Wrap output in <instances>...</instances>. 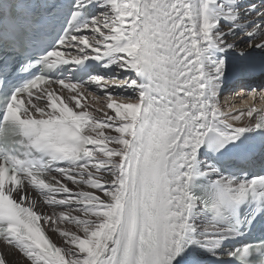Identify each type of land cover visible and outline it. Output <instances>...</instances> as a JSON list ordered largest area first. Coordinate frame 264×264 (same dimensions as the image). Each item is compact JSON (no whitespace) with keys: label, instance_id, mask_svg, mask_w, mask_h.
<instances>
[{"label":"snow or ice","instance_id":"6c2138e0","mask_svg":"<svg viewBox=\"0 0 264 264\" xmlns=\"http://www.w3.org/2000/svg\"><path fill=\"white\" fill-rule=\"evenodd\" d=\"M89 4L103 11L78 23ZM214 5L219 0H73L68 28L42 62L96 59L117 72L83 83L37 75L3 99L5 123L51 160L48 171L27 158L0 162V264H10L8 251L23 264H199L185 237L198 149L214 138L211 151L226 157L243 133L264 129V109L226 115L218 92L230 71L264 72V63L248 60L250 49L264 52V33L244 46L229 40V29L215 31ZM210 49L231 51L238 63L221 58L206 72ZM85 83L103 92V110L81 104ZM257 90L264 91H249ZM216 183L209 207L221 216L264 178Z\"/></svg>","mask_w":264,"mask_h":264},{"label":"bare ground","instance_id":"6f19581e","mask_svg":"<svg viewBox=\"0 0 264 264\" xmlns=\"http://www.w3.org/2000/svg\"><path fill=\"white\" fill-rule=\"evenodd\" d=\"M199 0H197V3ZM220 7L213 6L212 10H210V15L212 19L217 20L218 24L216 25L215 31H221L225 28L230 30V35H228L229 40H236L241 46H244L248 41L255 39L256 37H259L262 33H264V7L258 6L254 0H219ZM103 11V9L100 7V14ZM228 13H231L235 16V19L232 21H229L228 19H225V15ZM232 24L231 26H227L226 24ZM233 25L235 27L233 28ZM248 30L253 31L252 36H245L244 33ZM216 49H210L208 52L204 55V60L202 63V67L205 69V71H209L212 64L217 60L215 59L211 51ZM253 49L249 50L248 56L251 54ZM216 52H219L221 54H229L233 55V60H227L230 67L233 65L238 58L235 56L234 53L231 51L224 53L220 51H214V54ZM113 70V73L117 72L116 67L113 65L112 67H105L104 74L110 75L112 74L110 72L111 69ZM131 75L135 76V73H126L121 72L120 78L123 79L124 76ZM109 78V77H107ZM57 90H59L60 86L55 85L53 86ZM109 91L113 92L114 94H117L119 92L120 94H126L124 93V90H120V88H113L109 89ZM220 90L218 89V92ZM250 95L247 97L248 94ZM258 93V92H256ZM254 94L253 92H247L246 90H239L237 93L231 94V96L228 95V98H224L225 101L221 100V106L222 110L226 115L236 113L240 110H247L249 108H257V109H264V105H254L252 106V100L257 94ZM229 94V93H228ZM64 98H67L70 93L65 90L61 94ZM259 95V94H258ZM82 98L80 100L81 104H87L89 105V110L93 109H99L103 110V106L105 103V97L103 95V92H101L99 89L96 88L95 85H88L87 83L84 84V91L81 94ZM220 97V92H219ZM250 99L249 103H246L244 106L242 105L239 107L237 106V102ZM262 102H264V96L261 98ZM248 102V101H247ZM247 118L245 117V122ZM231 122V121H230ZM255 130L252 129L247 132H253ZM200 172H208L210 173V169L203 160V157L201 155L200 148L198 149L197 156H196V162L194 165V174ZM33 195L39 198V193L34 191ZM187 223L190 225V229L188 232H186L185 237L187 240L192 241L196 245V251L200 252L202 255H206L209 252L210 247L219 248V244L216 243V235H209L207 234V230H214L213 226H211L203 217L201 212L196 207H191L189 213H188V220ZM0 247H3L2 244H0ZM6 255L10 261V264H23L21 261V257L19 253L8 251L6 252Z\"/></svg>","mask_w":264,"mask_h":264},{"label":"rangeland","instance_id":"374dc122","mask_svg":"<svg viewBox=\"0 0 264 264\" xmlns=\"http://www.w3.org/2000/svg\"><path fill=\"white\" fill-rule=\"evenodd\" d=\"M227 26H231V25H228V24H226ZM102 76H104V74L102 75ZM108 76V75H107ZM105 77V76H104ZM121 89V88H120ZM239 91V90H238ZM117 94H120V93H118L117 92ZM248 94V93H247ZM250 95L248 94L247 95V97H249ZM258 97H259V95H256L255 97H254V101L256 102L257 100H259L258 99ZM253 100H252V106H254V105H257V103L256 104H254L253 103ZM248 101V102H247ZM260 101H262L261 100V98H260ZM250 102V99H246V100H244V102L243 101H240V102H237V103H234V104H237V106L239 105V107H241L242 105L244 106L246 103H249ZM260 105H262V102L260 103ZM225 111V110H224Z\"/></svg>","mask_w":264,"mask_h":264}]
</instances>
